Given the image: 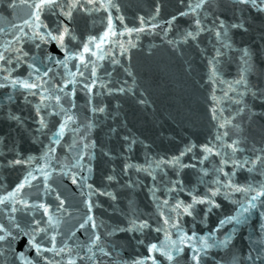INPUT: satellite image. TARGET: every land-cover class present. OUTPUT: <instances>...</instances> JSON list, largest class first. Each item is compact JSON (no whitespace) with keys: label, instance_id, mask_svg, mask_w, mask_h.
Wrapping results in <instances>:
<instances>
[{"label":"water","instance_id":"95a60500","mask_svg":"<svg viewBox=\"0 0 264 264\" xmlns=\"http://www.w3.org/2000/svg\"><path fill=\"white\" fill-rule=\"evenodd\" d=\"M197 2L111 0L117 7L105 10L96 0V7L87 5L91 11L74 9L71 22L59 7L44 9L39 32L55 34L58 25L68 24L76 37L65 36L68 50L88 42L97 56L103 54L98 59L85 53L87 67L72 59L65 68L56 62L65 59L57 42L42 41L24 25L30 9L23 0H0V53L11 61H0V198H7L0 204V224L16 237L0 241V264H46L43 257L67 264L69 255L76 264H153L149 256L169 264L148 251L153 243H166V233L175 240L195 234L179 245L183 251L174 253L172 264H194L188 245L200 248L202 237L212 246L199 252L200 264H264V196L252 201L264 185V0H205L200 8ZM109 14L117 35L96 49ZM126 27L143 30L128 33ZM37 76L41 89L11 83L36 82ZM65 114L73 120L59 134ZM233 141L235 152L227 147ZM204 145L214 151L205 153ZM174 158L178 162L169 163ZM193 195L215 203L196 202L191 216L177 215L182 208L173 211V205L192 204ZM40 204L60 220L56 247L66 244L70 253L37 256L29 243L35 235L51 247L45 234L31 232L34 220L41 227L47 223ZM86 213L95 228L91 221L80 227ZM142 221L148 226H133ZM96 235L100 239L92 244Z\"/></svg>","mask_w":264,"mask_h":264},{"label":"snow or ice","instance_id":"6c2138e0","mask_svg":"<svg viewBox=\"0 0 264 264\" xmlns=\"http://www.w3.org/2000/svg\"><path fill=\"white\" fill-rule=\"evenodd\" d=\"M253 3H255V0H252ZM23 3H25L27 5V7L30 9L28 16L29 19L24 20V25L30 27L33 29V36H39L40 39L42 41H47L48 39H51L53 41H56L57 44L60 46L61 50L64 52V61H56L57 63H62L64 64L65 68H67V61L68 60H72V59H76L79 60L81 64H84L85 67H87V64H85V53H91L92 56H97V52L92 50L89 47V43L88 42H82V46L80 49L78 50H68L67 46L65 45L64 41H65V36H69L70 39L75 40L76 37L74 35H72L71 30L68 26V24H64L61 23L60 25H58L55 34L52 31H49L47 33H41L38 31V29L41 27V19H40V13L42 10L44 9H52L55 7H59L61 10V13L68 19L69 22H71L72 18H73V10L77 9V8H81L85 11H91L92 9L88 8L87 5H92L93 7H96V0H87V4H83L81 3V0H68L67 4L65 5H61L58 3V0H33V2L31 4L28 3V0H23ZM205 0H198L197 4L195 5L196 8H200L204 5ZM241 3H247V0H241ZM99 7H103L105 10H107L108 8L111 7H117L116 5L111 3V0H107V2H104V0H101V3L99 4ZM65 8L67 10H65ZM159 9H157L158 11ZM174 19V18H173ZM120 20L123 21V17H120ZM141 24L144 23V18L141 17L140 18ZM196 25L198 26V31L202 30L199 29V25H200V20H196L195 21ZM14 27H18V31L20 33L24 32V28L23 27H19V26H15ZM44 27H47L46 25H44ZM152 27H155V25H152ZM221 28H223V24L221 23ZM142 28H125V31H127L128 33H132V32H140L142 31ZM196 34L194 32H188L186 35L187 37H191L192 39L196 38ZM111 35V36H116L117 33L115 31L112 30V18L111 15H108V26H107V30L103 33V35L100 36L99 38V42L95 44V48L96 49H100L101 44L106 42V38ZM216 37L219 39L222 36V33L220 31H216L215 33ZM16 39H19V36L16 37ZM96 37L94 36H89L88 37V41H95ZM225 47H227L228 45L225 43L224 45ZM121 47H123L122 43H121ZM217 55H219V52L217 53ZM98 59H103V54L101 53L99 56H97ZM0 61H5L6 63H11L10 60H6L5 56L0 53ZM29 68H35L34 65H29ZM77 68H79V66H77ZM35 71L37 73H39L40 69L39 68H35ZM51 69H48L47 71L44 72V76L48 75V72H50ZM70 75H75L74 73H69ZM213 74H215V69L213 68ZM31 75V73H30ZM82 75V73H81ZM92 75L95 76V67H93L92 69ZM5 79H8L7 77ZM40 77L37 76L36 78V82H30L29 80H21V81H17V80H12L11 83L13 84V86H15L17 83L20 84L21 87L25 88V89H41L44 87V85L42 83H39L40 81ZM241 81H236V83H240ZM72 83H75V80L72 81ZM95 83V81H93V84ZM3 85H0V87H2ZM85 88H88L89 91H91V86L88 84L84 85ZM231 88V85L229 86ZM74 91V90H73ZM120 91H123V89H120ZM227 94V93H226ZM41 99H44V97L42 96ZM54 99H56L57 101L60 100L59 96H55ZM103 111V108H98V109H94V111ZM213 117L215 118V112L213 113ZM73 120V117L71 115H67L65 114V120L64 123H61L59 126V134H62L66 123L68 121ZM44 123L43 118H41V124ZM224 125L221 124V127H223ZM225 135H227V133H225ZM227 147L231 148L233 152L238 150V141H233L232 144L227 145ZM204 148V152L205 153H211L214 151V149L212 147H209L207 145L203 146ZM217 155H219V152L216 153ZM181 155H183V153H181ZM207 158V157H205ZM257 159H260L259 157H257ZM172 162H178L176 161V158H174V161H170L169 163ZM227 161H221V163H226ZM17 163H19V161H17ZM233 163H235V161H233ZM127 167V166H126ZM222 170V169H221ZM31 175V174H29ZM45 176V181H47V173H44ZM34 178V177H33ZM109 179H112V177H109ZM28 182V178H25V183ZM73 183H76L75 178L73 177ZM24 187V184L21 183L20 185L17 186L16 191L19 192V190L21 188ZM88 188H91V185H87ZM236 189L238 191H250L252 190L251 187L249 186L248 188H240L239 186H236ZM212 196H215L216 193L219 191V188L216 189H210ZM15 193H9V197H14ZM258 196H264V185L261 186L259 192L257 193V196H253L252 197V201H255ZM7 199L6 197H2L0 198V204L4 203V200ZM57 199H59V197H57ZM23 204H26V201H20ZM192 204H186L184 205L182 201H177L174 205H173V211H176L178 209L182 208V212H177V215H181V214H187L189 216L192 215V211L190 209H192L193 204L196 202H200V203H204V202H208V203H212L214 204L215 201L211 200L209 197L207 196H203V197H197L195 195L192 196ZM63 200H60L59 204H58V208L63 206ZM165 205L168 204V201L165 200L164 201ZM87 204V213H91L92 211V207L93 204L92 202L86 201ZM251 207H254L255 205L251 203V201L249 202ZM218 206V205H217ZM40 208L43 209L44 211V215L47 216V223L46 226L41 227V221L39 220H34L33 223L36 225L34 228L31 229L32 233H43L45 234V236H47L49 238V242L51 244L50 248H45L43 247L42 243H39L36 241V237L35 235H31L30 239H29V243L31 244V246L35 249L37 256L41 255V252H52L55 255H60L61 253H64L65 251H68L70 253V249L67 248V245L65 244L64 247L61 248H57L56 247V235H57V228L59 226L60 220L58 218L53 217L50 213H49V207L45 204H40L39 205ZM12 211L15 212L16 209L12 208ZM244 211H248V208H245ZM86 213V217L87 219L84 220L83 223L80 224V227L83 228L85 223H88L89 221H91V226L92 228L96 227L95 221L93 220L91 215H88ZM171 219V216L165 218L164 223H168L169 220ZM228 220H232V219H236L235 217H228L226 218ZM11 220V217H10ZM221 224L224 223V221L220 222ZM14 228L19 229L20 232H24V229H22L20 227V225L18 223H13L12 225ZM133 226L138 227V228H143V227H147V221H142L140 222L139 225H136L135 222H133ZM49 230H51V233L49 234ZM159 231V229H157ZM179 231V229H178ZM25 235H28V233L24 232ZM195 234H192V236H189L187 233H183L182 235L179 236L178 240L175 239H171L168 234H165V240L166 243H162L159 247L157 246V244L153 243L149 246L148 251L151 253L153 251L159 252V254L163 257H165L167 259V261L169 262V264H172L173 260H174V253H179L182 252L183 249L181 247H179L180 244H185L187 241H190L194 238ZM8 237H12V239H15L16 237L13 236V233L9 230L8 227H6L4 224H0V241H5ZM100 239V237L98 235L95 236V239L92 241V244H95L96 241H98ZM201 247L200 248H196L195 245H191L189 244L188 246L191 247L193 249L194 254L192 255V260L194 261V264H200V256H199V252L203 251L209 247H211L212 245H210L207 240L205 238H201ZM223 243V242H221ZM88 251L91 253L92 252V247L90 246L88 248ZM101 251H103V249L101 248ZM107 254V253H105ZM21 258H23V254L21 253ZM43 259L46 261V264H59L58 261H54L52 259H49L48 257H43ZM148 259H151L153 264H159V262L156 260V258L154 256H149ZM26 264H33L32 261H26ZM67 264H76L75 259H73L71 257V255H69L68 260H67ZM136 264H143L142 261L140 262H136Z\"/></svg>","mask_w":264,"mask_h":264}]
</instances>
